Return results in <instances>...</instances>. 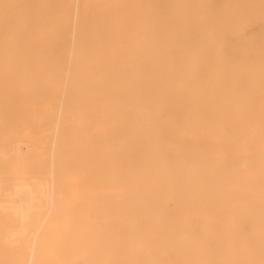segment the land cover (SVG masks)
Listing matches in <instances>:
<instances>
[{"label":"bare ground","instance_id":"6f19581e","mask_svg":"<svg viewBox=\"0 0 264 264\" xmlns=\"http://www.w3.org/2000/svg\"><path fill=\"white\" fill-rule=\"evenodd\" d=\"M0 264H264V0H0Z\"/></svg>","mask_w":264,"mask_h":264},{"label":"rangeland","instance_id":"374dc122","mask_svg":"<svg viewBox=\"0 0 264 264\" xmlns=\"http://www.w3.org/2000/svg\"><path fill=\"white\" fill-rule=\"evenodd\" d=\"M6 31H9V30H6ZM32 59H34V58H32ZM33 66L35 68H37L38 67V64L34 61L33 62ZM160 151H162V149H160ZM182 159H184L186 162L189 163L188 165H190L191 162H194L196 160V157L191 152H185L184 155L182 156ZM111 241L112 240L109 239V238H105V240H104V242H105L106 245H110ZM139 257H140V260H144L145 259V255L144 254H141ZM168 261H170V260L168 259Z\"/></svg>","mask_w":264,"mask_h":264}]
</instances>
